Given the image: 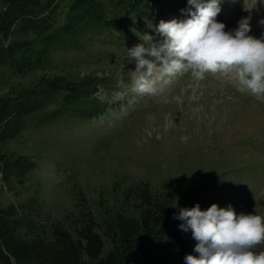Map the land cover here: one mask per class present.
<instances>
[{"label":"rangeland","instance_id":"374dc122","mask_svg":"<svg viewBox=\"0 0 264 264\" xmlns=\"http://www.w3.org/2000/svg\"><path fill=\"white\" fill-rule=\"evenodd\" d=\"M164 4L170 0L159 6ZM187 6V0L173 5L164 21L187 18L180 11ZM220 6L216 19L226 31L251 15L250 35L258 38L264 33L258 24L264 18L259 0H222ZM149 21L153 26L160 22L155 15L144 19L146 27L137 44L148 46L145 34L153 42L162 41L148 27ZM92 38L96 40L83 37L77 46L47 50L35 68L19 70L0 62V98L47 89L56 77L108 79L96 93L104 112L82 119L64 106L54 122L38 124L31 117L22 133L2 141L7 171L16 169L21 175H0V204L41 201L44 214L33 220L48 229L58 221L68 224L67 218L92 213L106 250L107 230L123 210L124 192L139 182L165 194L172 206L203 190V210L215 203L221 208L231 205L237 214L264 217V94L239 92L232 71L209 73L198 82L179 74L171 83L158 85L155 95H140L132 91L135 65L127 59L131 46H117L110 36ZM118 76L128 87H118ZM185 134L190 139L181 143ZM27 162L33 165L30 171L24 168ZM188 242L189 254L197 255L191 232ZM256 251H264V244Z\"/></svg>","mask_w":264,"mask_h":264},{"label":"trees","instance_id":"16d2710c","mask_svg":"<svg viewBox=\"0 0 264 264\" xmlns=\"http://www.w3.org/2000/svg\"><path fill=\"white\" fill-rule=\"evenodd\" d=\"M159 2L0 0V62L19 70L35 68L49 54L47 50L77 46L83 37L93 42L96 39L92 37L98 35L134 45L129 41L134 33L131 23L137 20V28L143 25ZM106 80L56 77L47 83V89L0 98V175H21L16 169L7 171L9 162L2 154V141L22 133L31 117L38 124L54 122L64 106L82 119L105 111L96 93ZM32 166L27 162L24 168L30 171ZM203 193L200 190L172 206L167 196L148 182L128 187L123 210L112 218L107 230L108 250L92 213L67 218L68 224L58 221L48 229L33 220L44 214L41 201L32 199L20 206L0 204V264H185L191 230L182 231L179 226L184 222L175 217L181 209L196 204L203 210L207 199Z\"/></svg>","mask_w":264,"mask_h":264},{"label":"clouds","instance_id":"9594fccd","mask_svg":"<svg viewBox=\"0 0 264 264\" xmlns=\"http://www.w3.org/2000/svg\"><path fill=\"white\" fill-rule=\"evenodd\" d=\"M222 0H187L181 9L185 19L161 20L147 25L162 37L153 42L145 34V44L127 48V59L134 63L132 91L153 96L158 85L171 83L179 74H189L193 81H203L207 74L235 71L238 91L252 95L264 94V33L260 37L250 35L251 15L241 18L238 26L226 31V25L217 21ZM264 4V0H259ZM264 27V18L258 21ZM117 85L126 88L123 76ZM181 143L190 137L181 136ZM183 221L180 229L191 230L196 241L194 252L187 254L185 264H264V251L256 246L264 244V217L255 214H237L229 205L221 208L213 203L207 210L199 204L181 209Z\"/></svg>","mask_w":264,"mask_h":264}]
</instances>
